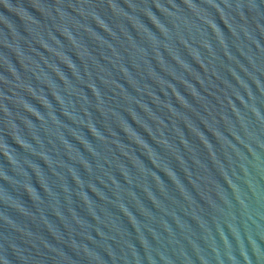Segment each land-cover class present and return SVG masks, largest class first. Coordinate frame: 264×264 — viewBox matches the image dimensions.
Returning a JSON list of instances; mask_svg holds the SVG:
<instances>
[{"label": "water", "instance_id": "water-1", "mask_svg": "<svg viewBox=\"0 0 264 264\" xmlns=\"http://www.w3.org/2000/svg\"><path fill=\"white\" fill-rule=\"evenodd\" d=\"M0 264H264V0H0Z\"/></svg>", "mask_w": 264, "mask_h": 264}]
</instances>
